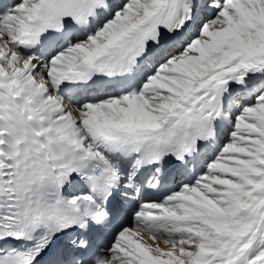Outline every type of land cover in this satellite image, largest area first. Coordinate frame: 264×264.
<instances>
[{
  "label": "snow or ice",
  "instance_id": "obj_1",
  "mask_svg": "<svg viewBox=\"0 0 264 264\" xmlns=\"http://www.w3.org/2000/svg\"><path fill=\"white\" fill-rule=\"evenodd\" d=\"M0 264H264V0H0Z\"/></svg>",
  "mask_w": 264,
  "mask_h": 264
}]
</instances>
